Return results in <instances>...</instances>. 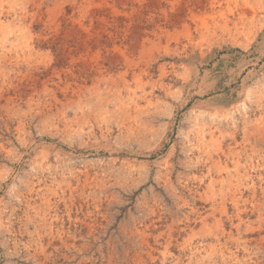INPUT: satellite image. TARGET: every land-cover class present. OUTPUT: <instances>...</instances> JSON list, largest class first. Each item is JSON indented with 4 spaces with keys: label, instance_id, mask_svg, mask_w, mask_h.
Wrapping results in <instances>:
<instances>
[{
    "label": "rangeland",
    "instance_id": "1",
    "mask_svg": "<svg viewBox=\"0 0 264 264\" xmlns=\"http://www.w3.org/2000/svg\"><path fill=\"white\" fill-rule=\"evenodd\" d=\"M0 264H264V0H0Z\"/></svg>",
    "mask_w": 264,
    "mask_h": 264
}]
</instances>
